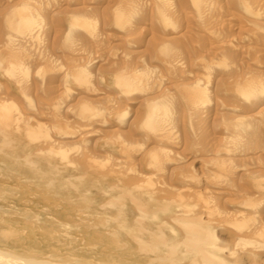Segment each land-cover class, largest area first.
I'll list each match as a JSON object with an SVG mask.
<instances>
[{
  "label": "rangeland",
  "instance_id": "rangeland-1",
  "mask_svg": "<svg viewBox=\"0 0 264 264\" xmlns=\"http://www.w3.org/2000/svg\"><path fill=\"white\" fill-rule=\"evenodd\" d=\"M263 107L264 0H0V257L203 264L187 214L264 264L234 242L264 245ZM246 197L253 226L225 217Z\"/></svg>",
  "mask_w": 264,
  "mask_h": 264
},
{
  "label": "bare ground",
  "instance_id": "bare-ground-1",
  "mask_svg": "<svg viewBox=\"0 0 264 264\" xmlns=\"http://www.w3.org/2000/svg\"><path fill=\"white\" fill-rule=\"evenodd\" d=\"M161 1V0H160ZM163 1V0H162ZM162 3V2H161ZM166 3V2H165ZM164 5V4H163ZM20 6V5H19ZM22 6V5H21ZM262 6V5H261ZM20 8V7H19ZM261 7H254V8H252V9H248L247 10V15L249 16V17H254L255 15H258L260 12H261V9H260ZM18 9V8H17ZM21 9V8H20ZM18 12H19V10H18ZM261 14V13H260ZM12 15V14H11ZM24 15V14H23ZM13 16V15H12ZM22 16V15H21ZM16 17H17V15H16ZM20 17V16H19ZM19 17H17V18H19ZM10 21H9V24L10 25H15V26H17L16 28H19L18 29V31L20 32V27L17 25V24H19V25H21L20 23H18L17 21H19V22H21L23 25H24V23L25 24H27V22H29L30 20H29V17L28 16H24L22 19H15V18H11L10 17V19H9ZM75 18L74 19H70V22L72 21L73 23H71V25H74V23H75ZM246 21V20H245ZM9 25V26H10ZM14 25H13V27H14ZM11 27V26H10ZM29 27V26H28ZM22 28V27H21ZM25 28V27H24ZM23 30V29H22ZM25 30V29H24ZM31 34H32V37H33V35H34V33L33 32H31ZM139 34V33H138ZM30 42V41H29ZM32 42V41H31ZM30 42V43H31ZM13 44H16L15 42H13ZM26 46V45H25ZM18 50V49H17ZM165 52H166V50H164ZM170 51V50H169ZM29 52V51H28ZM83 73V72H82ZM13 74V73H12ZM120 82L121 84H123L124 86H129L130 85V83L128 82V79L127 78H125V77H121L120 76V78H119V76H118V78H117V82ZM131 82V81H130ZM120 85V84H119ZM123 86V87H124ZM125 88V87H124ZM244 88V87H243ZM128 89V88H127ZM247 90V89H246ZM249 91V90H248ZM247 93H249V92H247ZM99 94V93H98ZM103 94V93H102ZM242 95H243V93H242ZM248 95V94H247ZM244 96V95H243ZM103 96L101 95V98H102ZM105 97V96H104ZM103 97V98H104ZM108 97V96H107ZM145 106V105H144ZM152 106H154V105H151V106H148L147 107V109L148 110H146V112H147V114H146V117H145V115H144V117H145V120H146V126L148 125L149 127H153V126H159V125H157V123H158V119H159V116L161 115V113L160 114H158V113H156L155 114V106L153 107V108H151ZM264 108V107H263ZM161 119V118H160ZM56 127V126H55ZM246 127V126H245ZM165 130V129H164ZM230 140H232V139H230ZM51 141H54V140H51ZM55 142V141H54ZM228 142V141H227ZM66 143V142H65ZM65 143L63 142V141H61V140H57V142H55V144L53 145V143H52V145H50L49 144V146H51V148H54V146H55V151L54 152H52V154H53V156H55V157H65L66 156V154H67V152H68V149H70V148H67L68 147V145L66 146L65 145ZM74 143V142H73ZM79 147V146H78ZM49 149V148H48ZM71 149H73L75 152L77 151V149L75 148V147H71ZM232 149V148H231ZM49 153V152H48ZM231 160V158L229 157V161ZM219 178V177H218ZM213 179V178H212ZM214 179H215V177H214ZM216 179H217V177H216ZM139 188V185H136V186H134V190H137ZM211 193H213L214 191L212 190V191H210ZM215 193V192H214ZM211 195V194H210ZM212 195H214V194H212ZM205 197V196H204ZM211 197V196H210ZM213 197V196H212ZM251 197V196H250ZM250 197H246L245 199H243L242 201H240V202H238L237 204H236V206L235 207H233V209H232V212L233 213H228L227 212V214L226 215H229V216H225V217H230L231 215L234 217V219L236 220V221H246V220H248V221H250L251 222V224H252V226L254 225V223H255V218L254 217H249L247 214H246V211L244 212V210H246V208H249V207H251L253 204H254V202H252L251 203V200L250 199H252V198H250ZM203 198V197H202ZM202 200V199H201ZM209 203V202H208ZM210 204V203H209ZM209 206V205H208ZM207 206V207H208ZM192 205H189V206H187V205H185L184 206V209H185V213H190L192 210ZM210 207V206H209ZM207 211V210H206ZM211 212V211H210ZM207 212V214H211V213H213V212ZM187 215V214H186ZM185 214H184V218H181L180 220H181V222L182 223H185V225L187 226V228H186V226H185V228H186V230H187V233H188V235H189V239L186 241V242H188V244H189V247H192L193 249H197L198 248V246H197V242H198V240H202L203 242H205V243H207L208 244V246H207V250H206V252H208V253H205L204 255H202V263L203 264H224V262L225 261H227V260H225L226 258H224V256H222V255H220V254H222V253H218V251H220V250H223L224 249V247H222L221 245H219L218 243H217V241H216V236H215V233H214V230H213V227L211 226V225H213V221H211V225L210 224H207V221L208 220H206V223L204 222L205 220H202V219H200V218H198V216H196V217H194L193 215H190L191 217H187ZM217 215V214H216ZM208 216H211V215H208ZM264 225V224H263ZM243 226V225H242ZM245 226H247L246 224H245ZM230 227V226H229ZM237 227V226H236ZM251 227V226H250ZM233 228V227H232ZM252 228H255V227H252ZM237 229V228H236ZM261 229V228H260ZM263 229V228H262ZM249 230V229H248ZM245 231V230H244ZM252 231V229L251 230H249V233ZM261 231V230H260ZM259 231V234H262L261 232ZM253 233H254V235L256 234V235H258V230H257V232H254V231H252ZM186 233V234H187ZM246 233H248V232H246ZM196 238V239H198V240H196V239H193L192 240V238ZM253 237V236H252ZM257 237V236H256ZM156 238H158V240H156L155 241V244L153 245V248L152 249H154L155 247L157 248V247H159V248H161V249H163L164 251H165V253H168L167 255H169V253H172V255L173 256H175V255H177V256H180V255H178V254H173V249H174V246L171 244V245H169V244H166V243H164L163 241H165V239L164 240H162L161 238H162V234L160 235V234H158V235H156ZM165 238H166V236H165ZM187 238V237H186ZM254 238V237H253ZM253 238H251V237H249V235H245V234H238L237 236H234V242H235V246H240V247H245V246H252L253 248H260V247H262V246H264L263 245V243L261 244V242H259V241H257L255 238L253 239ZM262 239V238H261ZM201 241V242H202ZM264 242V241H263ZM200 244V243H199ZM198 244V245H199ZM157 250H159V249H157ZM156 251V250H155ZM232 251V250H231ZM234 252V251H233ZM254 253H251L250 254V256L251 255H253ZM166 255V256H167ZM249 255V254H248ZM26 259H28V260H24V261H21L20 262V260H16V259H14L13 258V256H12V254H10V256L9 257H0V264H77L76 263V261H74V262H60V261H57V260H54V258L52 259V258H40V259H38V258H35V259H31V258H26ZM240 260V259H239ZM66 261V260H65ZM71 261H73V260H71Z\"/></svg>",
  "mask_w": 264,
  "mask_h": 264
}]
</instances>
